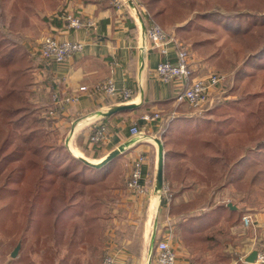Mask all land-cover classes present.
Returning <instances> with one entry per match:
<instances>
[{
    "label": "crops",
    "instance_id": "crops-1",
    "mask_svg": "<svg viewBox=\"0 0 264 264\" xmlns=\"http://www.w3.org/2000/svg\"><path fill=\"white\" fill-rule=\"evenodd\" d=\"M66 14L93 20L95 24L91 28L69 30L62 19ZM42 18L46 24L41 31L42 42L47 37H53L59 41H78L85 45L82 53L57 64L44 61L40 57L41 46L33 48L36 45L25 43L38 59L29 99L43 111V116L54 121L51 141L61 142L73 155L95 163L101 162L112 151L124 146L125 151L121 155L122 164L127 169L126 180L129 179L136 158L141 154L147 156L142 170L145 194L137 195L128 189L114 191L119 199L115 206L116 212L124 211L125 217L130 220H123L118 224L119 227L134 225V220L139 219L144 225L141 244L137 249H129L131 243L128 240L114 242L112 250L118 264H155L153 253L158 241L165 238L175 250L178 264H238L237 256L246 264V259L254 251H264V237H258L256 232L248 235L241 233L237 237L236 227H241V224L231 225L225 219L205 232L204 242L196 244L191 238L181 235V230L175 225L178 216L172 217L169 214L173 205L184 206L196 204L198 201L201 205L191 211L197 213L202 210L200 207H203L206 198L212 199L214 206L221 203L216 200V196L213 198V191L201 180L204 175L201 172L198 175L193 164L194 149L191 147L201 133L209 128L210 123L203 122L202 117H198L186 104L182 105L187 111L178 110L179 105L175 98L179 83H163L156 73L159 63L176 62L177 44L184 48L186 44L189 47L186 48L190 54L192 78H204L211 74L215 52L205 42L188 43L184 34H189L192 29L181 30L191 19L171 22L170 28L166 26L177 44H169L165 55L146 42L147 51L142 50L143 32L148 22L146 10L141 7L116 9L111 0H61L57 7L51 9L48 15H42ZM108 80L114 81L119 93L124 89L130 90L131 98L124 101L120 94L109 96L94 91L96 85ZM83 86L88 88L87 92L80 91ZM55 95L63 99L80 96V99L75 103L57 104ZM120 105L135 107L105 116L111 108ZM215 108H209L206 112L215 113ZM155 113L160 114L159 120H144L146 115ZM136 125L141 131L139 136L131 133V128ZM102 126L107 133L105 139L99 144H91L90 137ZM167 130L172 131V148L169 151L172 164L176 166L172 175L174 185L181 190L172 200L156 190L159 163L157 139L163 142L162 135ZM164 151L166 155L167 151ZM179 161L182 162L181 169L177 167ZM201 194L202 198L199 200L198 196ZM247 209L249 208H244ZM181 217L182 215L180 219ZM260 219L263 221V216ZM13 221L7 218L2 223L0 220V225L16 226L17 223ZM185 223L192 231H199L202 226L197 220ZM252 227H256L253 216L249 228ZM22 228L18 236L0 231V256L6 257L2 264H44L49 246L45 248L43 240L38 241L31 227ZM257 240L260 241L258 246ZM49 245L53 250L54 244ZM17 248L18 252L13 256ZM55 252L58 258L59 251L56 248Z\"/></svg>",
    "mask_w": 264,
    "mask_h": 264
},
{
    "label": "trees",
    "instance_id": "trees-1",
    "mask_svg": "<svg viewBox=\"0 0 264 264\" xmlns=\"http://www.w3.org/2000/svg\"><path fill=\"white\" fill-rule=\"evenodd\" d=\"M11 1L22 3L24 9L11 17L8 23L4 7L0 3V63L6 69V78L0 84V220L3 223L4 217L8 218L7 214L18 205L25 227L32 228L38 241L43 240L44 247L49 246L44 261L52 262L50 264H68L66 259H57L55 248L59 251L61 245L68 244L70 249H74L77 244L84 245L87 241L99 244L104 202L121 185L122 155L107 165L96 168L73 155L63 143L51 141L54 121L43 116V111L29 99L38 59L20 37L22 31L31 26L30 18L37 15L35 0ZM174 1L184 4V0ZM237 1L231 8L225 3L204 6L212 11L209 9V12L199 17L221 26L225 32L244 44L249 55L238 67L236 80L241 82L248 76L264 72V0ZM137 4L146 10L148 26L155 23L163 29L166 27V13L169 9L167 0H137ZM196 4L195 0H189L191 7ZM192 23L193 19L181 30L192 28ZM247 99L244 107H235V111L244 116V121L240 122L244 125L246 120V129L252 133V141L263 140L264 93ZM169 130L162 135L167 151L164 177L165 182L174 184V177L169 175L168 169L172 162L169 151L172 148V131ZM233 132L232 127L227 130L221 126L213 127L211 136L201 133L191 147H201L199 151L194 149L193 155L206 174L201 180L209 187L210 179L217 178V186L226 177L228 180L225 185H236L240 181L232 166L234 153L225 141ZM217 172L221 174L218 175ZM180 192L178 187L172 185L169 195L174 199ZM198 197L201 200L202 194ZM200 205L197 201L196 204L173 205L169 210L170 216H178L175 225L181 230V235L191 238L196 244L205 241V232L216 223L225 219L231 225H237L245 216L243 212L232 210L225 203L214 206L212 199L207 198L203 207H200L202 210L191 212ZM189 220L200 221L202 226L199 231H192L185 225ZM50 243L54 244L53 250ZM238 264L244 263L239 261Z\"/></svg>",
    "mask_w": 264,
    "mask_h": 264
},
{
    "label": "rangeland",
    "instance_id": "rangeland-1",
    "mask_svg": "<svg viewBox=\"0 0 264 264\" xmlns=\"http://www.w3.org/2000/svg\"><path fill=\"white\" fill-rule=\"evenodd\" d=\"M195 1L198 5H200L199 7L197 6V4L191 7L189 5V0H184V4H178L174 0H167L169 9L167 10L168 13L166 15L168 17V23L166 26H168L167 28H170V26H172L171 22H184L186 20L193 19L191 28L192 31H190L189 34H184L187 36L186 40L188 41V43L205 42L208 44V47L212 49L213 52H215L216 58L215 60H213L211 73L224 74L226 76V81L215 94V102L212 105V107L216 106L215 113L208 112L209 114H207L206 112H204L198 117H202L203 122L210 123V126H208L209 128L203 131L205 135L207 134V136H211L213 127L221 126L224 130L232 127L234 132L225 141L229 144L231 152L234 153L233 157L235 156L232 165L233 167H235V175H239L240 177V181H237L238 185H234L232 183L224 185L225 181L228 180V177H226L222 182L219 181L220 184L218 186L215 185L217 183V178L215 180L210 179L209 181L212 188H210V186L209 190L213 191L214 197H212L215 198L216 196V200H220L221 203H225L226 205L231 203L236 207L238 211H240L239 209H241L240 212L244 211L246 212V215L249 214L251 217L253 216L256 227H252L250 229L249 227L251 226H249L248 228H246L241 220L240 223L237 224H241V227H236L237 237L241 233H244V235H248L250 233L252 234L253 232H256V235L263 239L264 220L261 221L260 216H263L264 219V139L252 141V136H250V134L252 133L246 129V120L244 122V125L241 124L240 121H244L245 118L243 115L240 116L241 114H238L239 111H235V107L240 109V107H244V105L246 104V100H248L247 97L264 93V72H260L253 76H248L241 82L236 80L238 67L242 65L243 61L249 55L248 51L245 49L244 44L241 43L238 38L234 37L230 33L228 34L227 32H225L221 28V26L216 25L210 21H203L199 17V15L209 12V9L212 11L211 8L205 9L204 6L212 7L216 3H225L227 7L231 8L236 5L238 1ZM60 2L61 0H35V7L38 11L37 15L33 17L30 16L31 26L24 29L20 34V37L24 44L28 43L36 45L33 48L41 46V31L45 28L46 25L43 22L42 15H48L50 13V10L57 7ZM0 3L4 7L7 22L11 19V17L16 16L20 10L22 11L24 9V5L19 2L14 3V1L11 0H0ZM222 12L225 13V11ZM164 30L167 31L166 27L164 28ZM186 47L189 48L188 45L185 44V48ZM5 78L6 69L4 68L2 63H0V84H3V80H5ZM177 109L187 111L186 107L182 104L179 105ZM200 148V146L194 147L195 151H199ZM197 161L198 160L195 157V159L193 160V164L195 165L197 170L195 172L198 175L199 172H201L202 175H206L199 166L201 164ZM181 164V161H179L177 164V167H179V169H181ZM174 167L176 166L172 164V162H170L168 169L169 175L171 176L174 173ZM126 173L127 169L123 165L121 185L115 190L128 189V180H126L125 178ZM217 174L220 175L221 172H217ZM172 185L174 184L166 181V192L162 190L160 193L169 198L170 188L172 187ZM248 186L250 187L248 188ZM219 187L221 188L219 189ZM218 190H220L219 193H217ZM114 191L112 192L111 197H108L104 202L105 205L101 212L102 218L100 220V224L102 235L98 240L99 244L94 245L87 241L84 245L77 244L74 249L73 247L72 249H70L71 247H69L70 245L68 246V244H63L59 249V257L57 258L58 260L66 259L68 261V264H102L104 256L108 252H113L112 247L114 242L116 241L121 242L125 240L126 242L128 240L131 243L129 245V249H137L138 245L141 244V238L143 237L144 233V225L142 222L140 223L139 219L134 220V225H125L124 227H119L118 224H121L123 220H128V217H125L124 211L116 212L115 206L118 204L119 199L114 194ZM215 193H217V195H215ZM171 199H173L172 196ZM244 208L249 209L244 210ZM21 214L22 211L19 209L18 205H16L13 211L8 213L6 217H8V219L10 218L11 221L14 220L13 223H17V225H0V231L2 233L7 231L17 234L18 236V234L21 232V228H24L25 226V220L23 219V216ZM6 219L7 218L4 217V221ZM258 223H260L259 227ZM259 242L260 241L257 240L256 246H258ZM46 247L47 246H45V248ZM5 258L6 257L0 256V264H2V261ZM236 260L238 261V263L239 261L243 263L241 261V258L239 259L238 256ZM50 263L52 262L44 261V264Z\"/></svg>",
    "mask_w": 264,
    "mask_h": 264
},
{
    "label": "built area",
    "instance_id": "built-area-1",
    "mask_svg": "<svg viewBox=\"0 0 264 264\" xmlns=\"http://www.w3.org/2000/svg\"><path fill=\"white\" fill-rule=\"evenodd\" d=\"M112 5L116 9L123 7H138L137 0H111ZM69 30H78L83 28H91L94 26L93 20H84L81 17L72 14H66L62 17ZM144 45L143 51H147L146 43H150L154 48L158 49L162 54H167L168 46L171 43H176L174 36L170 35L158 24L152 23L143 32ZM85 45L82 42L64 40L59 41L53 37H47L41 44L40 57L47 62L62 64L68 61L71 57L84 51ZM176 62H161L156 68L157 76L163 83H179L176 101L178 105L186 104L190 106L198 115L203 114L215 102V94L217 90L222 87L226 81V76L219 73H211L204 78H192V68L190 63L189 50L177 44ZM81 92H87L88 88L83 86L80 88ZM95 92H102L106 95L113 96L120 94L124 101L131 98V91L128 89L122 90L119 93L116 89L113 80L105 81L98 84L94 88ZM80 96H72L60 98L58 95L54 96L57 104L61 103H75L79 101ZM161 118L159 113L153 115H146L145 121H157ZM133 135H141L138 126L131 128ZM105 127H99L97 131L90 137L91 144H99L103 142L106 137ZM147 162L145 154L139 155L133 163L131 175L127 182V187L130 191L137 195H144L145 188L142 184V170L144 164ZM166 186L164 183L163 191ZM166 192V191H165ZM171 199V195L169 196ZM243 225L248 228L252 225V217L245 215L242 219ZM154 261L155 264H178V257L175 250L171 247L168 239L158 241L155 248ZM243 261V260H242ZM246 264H264V251H257L256 260L253 263ZM102 264H118L116 256L113 252H108L102 261Z\"/></svg>",
    "mask_w": 264,
    "mask_h": 264
},
{
    "label": "water",
    "instance_id": "water-1",
    "mask_svg": "<svg viewBox=\"0 0 264 264\" xmlns=\"http://www.w3.org/2000/svg\"><path fill=\"white\" fill-rule=\"evenodd\" d=\"M135 107V105H120V106H115L113 108H111L106 114L105 116H112L118 112H122L125 110H130L133 109ZM157 144H158V156H159V163H158V171H157V176H156V190L157 191H162L163 187H164V183H165V177H164V162H165V151H164V144L162 142L161 139H157ZM125 151V147L124 146H120L117 149H115L114 151H112L107 157H105V159H103L101 162L95 163L92 162L84 157L81 156H76L79 159L83 160L85 163H87L88 165L92 166V167H96V168H101L105 165H107L110 161H112L114 158H116L117 156L123 154ZM228 207H230L232 210H235V207H233V205L228 204ZM18 248L15 250L13 256H16L17 252H18ZM256 256H257V251H254L247 259L246 262L247 263H253L256 260Z\"/></svg>",
    "mask_w": 264,
    "mask_h": 264
}]
</instances>
